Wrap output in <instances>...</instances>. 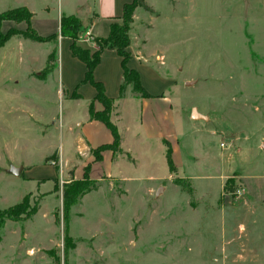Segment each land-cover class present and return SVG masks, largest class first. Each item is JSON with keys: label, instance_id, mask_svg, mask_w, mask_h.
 <instances>
[{"label": "rangeland", "instance_id": "374dc122", "mask_svg": "<svg viewBox=\"0 0 264 264\" xmlns=\"http://www.w3.org/2000/svg\"><path fill=\"white\" fill-rule=\"evenodd\" d=\"M29 1L40 7L29 11L32 29L57 34L56 0ZM145 1L151 11L137 10L130 40L145 41L143 54L175 82L179 150L171 166L165 143L143 138L139 94L127 88L110 113L114 168L68 213L72 166L61 175L58 159L76 127L66 122L75 107L59 84L61 46L18 34L0 48V212L25 197L28 213L38 208L3 221L0 264H264V0ZM21 3L0 0V13ZM9 29L27 25L3 22ZM10 166L33 167L16 177Z\"/></svg>", "mask_w": 264, "mask_h": 264}, {"label": "crops", "instance_id": "0c3cea01", "mask_svg": "<svg viewBox=\"0 0 264 264\" xmlns=\"http://www.w3.org/2000/svg\"><path fill=\"white\" fill-rule=\"evenodd\" d=\"M21 1L22 3L15 8H25L31 12H35L40 8L33 7L29 0ZM132 1L133 0H56L58 8V37L56 39L57 41L54 40L47 43L51 44V52H56L58 43L61 46V59L59 54L57 58L59 84L61 89L65 92L69 102L73 103V107H75L73 114L66 117V122L74 123L76 127L73 129L72 126H69V132H67L65 142L61 146L58 167H60L59 171L62 175L69 166H72V175H69L70 177L72 176L71 178L74 180H82L85 168L87 167L89 168V179L96 184L101 181L102 178L110 176L114 168L115 153L113 150L107 149L99 152L98 160L93 154V151L100 146L111 145L114 138L111 131L104 123L89 118L88 107L91 103L94 112H101L104 107L101 103L95 101V96L97 94L96 89L89 83H81L85 76L86 67L80 60L71 55L69 47L67 44H64V42H69L70 45L71 40L60 36V18L62 16H75L79 19L84 28L83 34L88 33L94 38H105L109 33L110 24L114 20L122 17L124 6L130 4ZM44 5H46V3L43 4V8L41 9L49 10ZM138 9L139 8L135 10L129 36L132 34V31H134V26H136L135 20ZM32 15L34 17L36 14L33 13ZM135 42L136 43L131 44L130 40L127 49L131 55L127 62V67L138 73L141 86L149 95L147 98H132L138 104V112H136L138 115L136 129L146 140H156L162 142V144L165 142L168 143L172 155L179 145L180 138L177 127L179 114L175 111L173 97L171 95L175 88V82L170 76H167L161 68L152 65L149 62L150 59L143 54L142 46H144L145 41H137V37L135 36ZM37 44L42 45L46 43ZM79 45L84 48H89L91 51L96 50V45L93 41L80 39ZM51 52L50 55L47 56L48 58L51 57ZM121 60V57L115 50H103L100 56V62L95 67L92 75L93 80L103 86L105 96L115 100L114 105L121 103V101H127L128 99L127 96L119 98L120 85L123 77ZM127 113L131 115L130 111H127ZM127 131L130 132L131 128L128 127ZM177 150H179V147ZM45 166L56 167L53 162ZM32 167L33 166H29L27 169L23 168L21 173H30ZM59 171L57 170L54 176L55 180L59 176ZM34 178L38 180V183L44 180L39 174ZM50 178H53V176ZM54 188L42 194L45 196L55 195L53 193Z\"/></svg>", "mask_w": 264, "mask_h": 264}, {"label": "trees", "instance_id": "16d2710c", "mask_svg": "<svg viewBox=\"0 0 264 264\" xmlns=\"http://www.w3.org/2000/svg\"><path fill=\"white\" fill-rule=\"evenodd\" d=\"M137 8H143L145 11L150 12L151 8L146 4L144 0H133L130 4H126L123 8V14L120 19L114 20L109 26V33L105 38H93V42L96 45V50L91 51L89 48H84L79 45L80 36L84 32L80 21L75 16H62L59 22V34L62 37L69 38L72 41L70 46L71 55L84 63L86 72L84 79L81 83L91 84L97 91L95 101L101 103L104 109L101 112H94L92 103L88 107L89 118L101 121L111 131L114 141L111 145H103L93 151L96 159H99L98 153L103 150H116L120 144V137L117 127L110 120L111 108L114 105L115 100L109 99L105 96L103 86L93 80V71L100 62V56L103 50L112 49L117 52L121 57V67L123 71L122 82L120 85V96H124L125 90L130 88L131 91L139 94V97L147 98L149 95L145 92L141 86L139 75L134 70L127 67L131 55L127 51L130 44L129 32L133 23V16ZM32 14L25 8H15L0 13V48H2L13 36L22 34L26 38L37 41L46 42L54 41L58 35H51L48 37L39 36L35 30L31 27ZM14 22V23H26L27 30L24 32H18L14 29H9L6 33L1 32V25L3 22ZM52 57V55H51ZM50 57V59H52ZM167 149V162L171 164V148L168 143L165 142ZM57 169V166H56ZM58 170V169H57ZM89 168H85L84 177L82 180H74L71 178L68 184L65 185V207L66 213H68L70 207L75 204L78 198L86 195L91 190H94L96 183L91 181L88 177ZM72 175V172H69ZM22 175V173L20 174ZM72 177V176H71ZM231 179V178H230ZM230 179L227 182H232ZM55 188L56 184H55ZM227 189V186L224 187ZM28 208V197H25L23 201L12 207L5 209L0 216V227L5 219L17 220L21 215H33L38 211V208H33L30 213L26 210ZM28 213V214H27Z\"/></svg>", "mask_w": 264, "mask_h": 264}, {"label": "water", "instance_id": "95a60500", "mask_svg": "<svg viewBox=\"0 0 264 264\" xmlns=\"http://www.w3.org/2000/svg\"><path fill=\"white\" fill-rule=\"evenodd\" d=\"M187 84H189V83H187ZM191 118H193V119H203L204 116L198 114L196 109H193L192 112H191ZM22 171H23V167L22 166L21 167H17V168L14 167V166H10L8 169L5 170V172L7 174H10V175H13V176H16V177L20 176ZM160 190H161V188L158 189V191L156 193L157 195L160 192Z\"/></svg>", "mask_w": 264, "mask_h": 264}, {"label": "built area", "instance_id": "2783aa9c", "mask_svg": "<svg viewBox=\"0 0 264 264\" xmlns=\"http://www.w3.org/2000/svg\"><path fill=\"white\" fill-rule=\"evenodd\" d=\"M86 36H87V38H90L91 35H89L88 33H86Z\"/></svg>", "mask_w": 264, "mask_h": 264}]
</instances>
